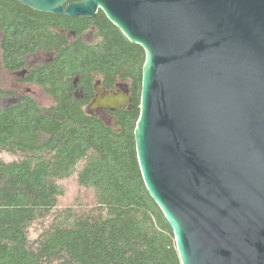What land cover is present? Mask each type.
I'll return each instance as SVG.
<instances>
[{
  "label": "trees",
  "instance_id": "16d2710c",
  "mask_svg": "<svg viewBox=\"0 0 264 264\" xmlns=\"http://www.w3.org/2000/svg\"><path fill=\"white\" fill-rule=\"evenodd\" d=\"M0 55L53 103L20 95L0 108V264H181L137 158L143 48L102 11L73 19L0 0ZM97 80L127 84L134 108L88 114Z\"/></svg>",
  "mask_w": 264,
  "mask_h": 264
},
{
  "label": "water",
  "instance_id": "95a60500",
  "mask_svg": "<svg viewBox=\"0 0 264 264\" xmlns=\"http://www.w3.org/2000/svg\"><path fill=\"white\" fill-rule=\"evenodd\" d=\"M143 48L137 158L181 264H264V0H17ZM87 108L133 109L96 85Z\"/></svg>",
  "mask_w": 264,
  "mask_h": 264
},
{
  "label": "rangeland",
  "instance_id": "374dc122",
  "mask_svg": "<svg viewBox=\"0 0 264 264\" xmlns=\"http://www.w3.org/2000/svg\"><path fill=\"white\" fill-rule=\"evenodd\" d=\"M20 73H23V71L16 73L6 70L2 64L0 55V108L14 105L15 96L20 95L31 97L42 108L51 107L53 103L46 95L44 89L37 86L36 84L24 82V74ZM4 93H9L10 96L5 97V95H3ZM87 112L93 114L91 111ZM97 116L103 118L106 121L108 120L102 111L98 112ZM63 184L67 191V203H72L74 201L72 197L78 190L76 189L77 184L75 177L70 178L68 181H64ZM80 196H83V194H80Z\"/></svg>",
  "mask_w": 264,
  "mask_h": 264
},
{
  "label": "flooded vegetation",
  "instance_id": "af4514ba",
  "mask_svg": "<svg viewBox=\"0 0 264 264\" xmlns=\"http://www.w3.org/2000/svg\"><path fill=\"white\" fill-rule=\"evenodd\" d=\"M78 1H80V0H78ZM77 1V2H78ZM82 1V0H81ZM20 74H24V76H25V73H20ZM97 84H100L101 85V87L106 91V93H108V92H118L119 90H120V88H124L125 89V91L129 94V89H128V85L127 84H121V85H119L116 89H114V90H110V89H107V88H105L104 86H103V84H102V82H101V80L100 81H96L95 83H94V86H93V89H94V96H93V98L89 101V105L86 107V110H87V108H89L93 103H94V101L96 100V98H97V92H96V85ZM129 96H130V94H129ZM76 98L77 99H82V94L81 93H76ZM103 112H107V111H103Z\"/></svg>",
  "mask_w": 264,
  "mask_h": 264
}]
</instances>
